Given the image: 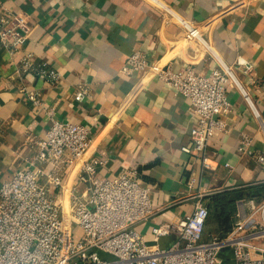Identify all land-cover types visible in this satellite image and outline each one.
<instances>
[{
  "label": "crops",
  "instance_id": "obj_1",
  "mask_svg": "<svg viewBox=\"0 0 264 264\" xmlns=\"http://www.w3.org/2000/svg\"><path fill=\"white\" fill-rule=\"evenodd\" d=\"M160 1L202 25L224 62L242 58L253 65L250 74L239 67L235 72L259 116L237 88H229L227 132L210 140L211 168H205L200 154L182 151L191 146L196 120L189 101L150 70L123 72L135 53L149 66L170 63L175 71L191 65L208 75L217 66L210 54L187 44L184 30L168 22L157 6L149 0H0L29 27L21 51L0 48V186L27 167L35 152L32 140L45 136L58 120L89 129L88 156L104 160L97 166L100 179L129 168L138 171L154 210L137 227L148 244H154L153 227L191 215L200 197L210 210L205 240L231 231L241 202H264V165L237 151L246 135L253 139L254 153L264 156V0ZM26 53L56 70L58 80L22 74L19 63ZM82 87L89 95L77 102L74 94ZM28 93L37 95L39 106ZM76 176L68 177L70 185ZM53 192L59 201L60 192ZM176 239L173 232L158 246L169 247Z\"/></svg>",
  "mask_w": 264,
  "mask_h": 264
},
{
  "label": "built area",
  "instance_id": "obj_2",
  "mask_svg": "<svg viewBox=\"0 0 264 264\" xmlns=\"http://www.w3.org/2000/svg\"><path fill=\"white\" fill-rule=\"evenodd\" d=\"M149 1L168 22L184 30L187 44L199 53L210 54L217 66L208 75L198 73L191 65L175 71L170 63L149 66L135 53L123 72L150 70L167 88L189 101L196 120L190 130L191 146H184L182 151L200 154L203 166L211 168L209 142L228 128L231 103L227 90L237 88L259 116L235 72L239 67L250 74L253 65L242 58L227 64L213 49L202 25L160 0ZM28 31L25 19L7 12L0 2V48L11 54L21 51ZM19 71L49 83L59 78L56 70L36 64L29 53L21 58ZM88 95V88L82 87L74 100L82 102ZM27 99L40 105L34 93H28ZM32 142L35 152L27 160V167L0 186V264H264V202H241L231 231L224 237L205 240L210 210L200 197L191 215L177 223L153 227L154 244H148L137 227L154 210L150 191L141 185L135 168L125 169L113 179H100L97 166L104 160L88 156L90 132L80 124L53 120L45 136ZM252 144L253 139L243 135L238 154L264 165V156L256 155ZM225 166L234 170L230 164ZM66 169L67 178L63 176ZM74 173L76 183L70 185L68 177ZM53 189L60 192L59 201ZM173 232L177 239L172 245L158 246L161 238Z\"/></svg>",
  "mask_w": 264,
  "mask_h": 264
},
{
  "label": "rangeland",
  "instance_id": "obj_3",
  "mask_svg": "<svg viewBox=\"0 0 264 264\" xmlns=\"http://www.w3.org/2000/svg\"><path fill=\"white\" fill-rule=\"evenodd\" d=\"M76 236H78L77 234H75Z\"/></svg>",
  "mask_w": 264,
  "mask_h": 264
}]
</instances>
